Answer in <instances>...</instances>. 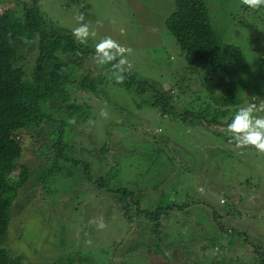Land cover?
I'll return each mask as SVG.
<instances>
[{"label": "rangeland", "instance_id": "rangeland-1", "mask_svg": "<svg viewBox=\"0 0 264 264\" xmlns=\"http://www.w3.org/2000/svg\"><path fill=\"white\" fill-rule=\"evenodd\" d=\"M6 1L0 4V11L9 4ZM23 1L27 4L35 2L44 9L47 30L68 33L82 47L94 48L102 38L110 36L122 47L130 48L131 53L125 55L138 78L163 87L162 94L172 97L167 99L168 106L178 112H184V107L191 104L184 102L200 90L202 73L198 65L185 62L183 53L164 25L173 8V0ZM203 1L211 24L222 39L240 46L248 57L257 54L259 58L253 66L258 70L264 68V7L249 18L247 11L243 12L241 0ZM21 7L19 4L18 8ZM80 14L84 16L82 22L76 20ZM80 23L88 24L90 33H95L84 43L77 41L72 33ZM86 59L90 60L86 65L93 66L92 59L85 56L83 60ZM110 67L112 65H107L105 70ZM74 77L75 80L81 78ZM123 89L117 84H107L111 95L123 92ZM250 91L264 93V83L246 89L245 94L250 96ZM70 96L71 99H83L78 93ZM251 96L252 100L257 99V96ZM111 100H115L122 111L114 106L107 116L97 113L96 119L83 121L63 110H46L55 118L59 113L64 114L54 121L41 120L38 128L31 127L20 134L23 144L18 162L29 169L30 176L12 204L8 251L20 254L24 262L31 264H187L189 256L177 242L172 248L169 246L168 234L174 241L194 240L199 247L206 244L207 252L213 255L227 251L226 247L220 250L218 246L224 235L215 245L209 241L217 234L216 225L219 223L227 230L236 225L239 230V225L245 222L246 230L242 232L251 243L240 246L238 253L235 245L241 243V239L232 240L231 249L235 252H229L228 259L232 260L231 256L236 253V257L249 259L248 264H260L261 256L253 259L252 251L256 246L264 253V191L258 185L242 184L246 177L241 175L244 170L246 175H254L253 180L262 176L264 183L263 153L254 147L248 151L246 147L241 159H253L254 168L244 165L238 172L239 148L223 127L204 119L199 122L191 119L184 124L182 116L174 114L162 118L154 108L140 103L142 98L139 97L135 100L113 97ZM113 112L124 125L126 116L136 120L134 129L125 131L127 136H121L124 130H119V125L109 122ZM101 121L104 122L102 131L94 125H100ZM60 123L61 141L66 144L63 152L71 161L80 160L79 164H85L90 178L82 165L75 168V164L61 159V165L54 164L53 167L54 159H46V155L41 154L45 152L44 147L50 148L51 138L57 128L60 129ZM104 126L115 139L109 141L114 143V149L103 155L97 153L100 156L94 155L104 142ZM49 166L56 174L49 183L45 179L43 183L39 180L40 175ZM98 178L108 181L107 189L97 187L95 180ZM118 186L142 193L140 214L133 217V223L120 213L117 204L122 203L110 192ZM162 194L168 196L166 201L184 207L160 214L154 226L143 210L154 209ZM207 201L216 207L214 216L204 206ZM225 204H233V207ZM101 220L105 224L102 229L97 227ZM153 245H160L162 255H155Z\"/></svg>", "mask_w": 264, "mask_h": 264}, {"label": "trees", "instance_id": "trees-1", "mask_svg": "<svg viewBox=\"0 0 264 264\" xmlns=\"http://www.w3.org/2000/svg\"><path fill=\"white\" fill-rule=\"evenodd\" d=\"M2 1L4 0H0V4L3 3ZM6 2L9 4L0 11V264H31L24 262L20 254L10 253L7 243L10 236L12 204L24 190L30 176L29 169L18 162L23 144L20 134L31 127L38 128L41 125V120L54 121L64 114L59 113L55 118L53 113H48L46 110L55 112L63 110L70 116L75 115L78 119L83 118V121H89L96 119L97 113L114 110V106L119 110L117 104L114 103L115 100H111L113 97L115 99L130 97L134 100L139 97L142 98L140 103L154 108L162 118H166V115H179L182 116L184 124L191 119H194L195 122L204 119L208 123L225 129L226 124L230 122L239 107L246 106L245 103L259 105L264 101V93L250 91V96L245 94L246 89L248 91L253 85L264 83V68L258 70L253 66L259 56L256 54L248 57L240 46L223 40L211 24L207 6L203 0H173V8L164 21L166 29L183 53L185 62L189 65H198L200 73H202L200 90L193 93L196 97L193 96L192 99L184 102L191 103L184 107V112H178L173 106H168L167 99L172 97L165 93L162 94L160 90L165 91L163 87L159 88L154 83L138 78L126 55L128 63L123 66L126 69L123 73L125 79L123 83H117L113 75L116 70L112 67L107 70L105 68L109 64L116 63L120 59L119 56L116 61L100 65L94 60L95 47H88L89 45L82 47L68 33H62L56 29L47 30V23L43 17L44 9L41 10L35 2L31 4H27L23 0H7ZM12 2L16 6H13ZM19 4L22 6L21 9L18 8ZM242 6L243 12L247 11L248 17L249 15L254 17L253 14L257 9H251L244 4ZM256 21L253 23L255 24ZM249 50L257 52L253 49ZM28 52H31V55ZM85 56L92 59L93 66L86 65L90 60L84 61ZM77 75L81 78L75 80L74 76ZM69 83L73 85H67ZM107 84L120 85L124 88L123 92L119 91L116 95H111L107 90ZM172 84L173 82L170 83V86ZM167 91L170 93L169 90ZM75 93H78L83 99H71L70 95ZM251 95L253 98L257 96V99L252 100ZM199 96L204 99L202 100ZM193 101H195L194 104ZM258 115H264V113H258ZM111 116L113 117L109 122H115L120 126L119 130H124L121 132V136H127L125 131L134 129L136 120L129 116L130 121L126 115H123V117L126 116V125L115 112ZM104 122L101 121L100 125L94 124L95 128L98 127L102 131ZM59 127L60 129L57 128V133L55 132L51 138L50 148L44 147L45 152L41 154L46 155V159L48 157L54 159L53 167L54 164L61 165V159H64V162L75 164V168L82 165L84 173L86 171L85 174H88L87 177L90 178L85 164H79L80 160L71 161L63 152L66 144L61 141L63 132L61 123ZM215 128L216 126L213 129ZM104 130V142L100 151L97 148L94 155L100 156L97 153L103 155L110 149H114V143L110 144L109 142L115 140L113 135L105 126ZM251 147L253 146H247L248 151ZM220 151L222 150L220 149ZM245 151L246 147L239 148V153L237 151L239 155L237 163L240 165L238 172L239 168H243L244 165L254 168L253 159H248L250 161L241 159ZM50 152L52 153L49 154ZM262 165V169H264V162ZM53 167L44 168L45 172L40 175L39 180L45 179L49 183L56 174V171L52 170ZM241 176L246 177L242 184H254L255 187L258 185V188L264 191L262 176L253 180L251 177L254 175H246L244 170ZM256 176H259L258 173ZM78 178L80 179V177ZM95 182L99 188H108V181L103 178H98ZM110 192L114 193L116 201L122 203V205L117 204L119 211H122L120 213L125 216L128 222L133 223V217H138L140 214L139 201L142 198V193L139 190L135 191L122 186L110 189ZM166 200V194H162L154 209L144 208L143 210V214L154 222V226H156L160 214L164 212L167 214V211L175 207L178 209L184 207L183 204ZM168 202L169 204H167ZM204 206L210 208L212 216L215 215V211H217L215 205L205 203ZM225 206L233 207V204H225ZM141 225L144 227V223ZM216 226L217 234L209 238V241L215 245L216 240L224 235V239H220L218 246L220 250H224L226 247L227 251L211 255L207 252L206 244L199 247L194 240L174 241L170 234L167 235L166 240H169L171 248L172 244H176L175 242L183 248L184 253L190 259L189 261L187 258V264H232L233 262L248 264L249 259L236 257V253L231 256L232 260L228 259L230 258L229 252H235L231 249L234 245L232 240L241 239V243L237 241L238 244L235 245L238 253L240 246L247 242L251 243L247 234L242 232V230H246L245 222L239 225V230L236 225H231L229 230L219 226V223ZM211 234L212 232L209 233V235ZM205 236L203 235V237ZM188 243L190 245H187ZM252 243L254 245L255 242ZM153 248L155 255H162L163 250L160 245H153ZM252 255L253 259L261 256L260 264H264V253H261L256 246Z\"/></svg>", "mask_w": 264, "mask_h": 264}, {"label": "clouds", "instance_id": "clouds-1", "mask_svg": "<svg viewBox=\"0 0 264 264\" xmlns=\"http://www.w3.org/2000/svg\"><path fill=\"white\" fill-rule=\"evenodd\" d=\"M241 2L251 9H259L264 6V0H241ZM76 20L82 22L84 20L83 14L76 16ZM72 33L80 43H84L89 35H95L94 32L90 33L86 23H80L79 26L74 27ZM125 53H131V49L124 48L110 36H105L95 44L94 60L96 63L104 65L116 61L119 56L120 59L112 64V68L116 70L113 75L117 83H123L125 79L123 73L126 71L123 66L128 63ZM258 113H264V102L259 105L249 103L239 107L231 117L230 122L226 124L224 131L231 135L238 148L253 146L257 151L264 153V115H258ZM101 115L107 116V113L102 111ZM207 203L210 202L207 201ZM97 227L100 229L105 227L102 220L98 222Z\"/></svg>", "mask_w": 264, "mask_h": 264}]
</instances>
